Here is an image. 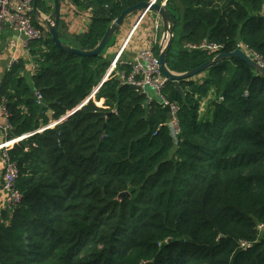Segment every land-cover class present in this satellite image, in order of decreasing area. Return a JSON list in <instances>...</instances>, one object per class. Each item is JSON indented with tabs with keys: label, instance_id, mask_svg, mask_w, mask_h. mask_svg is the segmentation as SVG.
Segmentation results:
<instances>
[{
	"label": "trees",
	"instance_id": "trees-1",
	"mask_svg": "<svg viewBox=\"0 0 264 264\" xmlns=\"http://www.w3.org/2000/svg\"><path fill=\"white\" fill-rule=\"evenodd\" d=\"M147 1L91 0L86 32L65 38L59 23L58 37L92 50L123 10ZM166 7L171 72L213 58L185 48L204 41L221 53L241 43L264 59V0ZM27 49L33 70L17 61L0 81L7 139L47 126L48 111L53 121L68 117L8 152L20 201L0 208V264H264V76L232 59L210 67L200 84L181 81L182 93L167 82L163 96L179 107L174 140L158 101L118 77L102 82L104 52L70 55L48 34Z\"/></svg>",
	"mask_w": 264,
	"mask_h": 264
},
{
	"label": "built area",
	"instance_id": "built-area-1",
	"mask_svg": "<svg viewBox=\"0 0 264 264\" xmlns=\"http://www.w3.org/2000/svg\"><path fill=\"white\" fill-rule=\"evenodd\" d=\"M147 2L149 4L158 3L164 7L167 6V0H148ZM32 12L33 0H0V35L4 28H9L11 31L19 36H22L25 39L26 47L29 41L40 40L44 38L45 34L40 29L36 28L33 24L31 18ZM139 13L140 17L137 23H139L148 13L152 12H150L149 10H145ZM161 35L162 25L160 18L156 15L151 46L146 49L139 50L129 64H123L117 57L115 62L111 64L109 69L112 70L111 72H113V75L111 74V78L114 76L118 77V80L122 85L137 88L139 89L138 91L140 93L146 94L147 100L149 102L156 99L163 109H169L167 127L172 138L176 140L180 134L178 120L179 107L177 104L169 102L163 96V89L165 88V85L168 81L160 71L158 54L155 52V48L160 46ZM185 48L189 51H206L209 54H212L213 57L221 53V46L208 43L206 41L200 43L199 45H186ZM236 49L242 51L253 62L264 68V59L257 53L250 50L247 46L239 43L237 44ZM14 63L16 62H11V64H9L8 66V69ZM122 65H127L129 67L130 71L127 75L117 72V68L121 67ZM111 72H108V74ZM148 94L152 95L153 97H150ZM34 95L36 101L40 103L42 100L41 95L36 91ZM245 96H247V94H245ZM1 114L3 117V124L2 126H0V131L3 136V142L0 144V159L2 163V183L0 192L4 194L5 200L3 203H0V208H2L4 205L7 207L13 206L20 201V194L16 190L18 169L16 164L10 159L8 152L16 143H19L25 138L36 133H41L46 129L53 128L68 116L67 114L66 116L60 118L58 121L49 122L47 126L41 127L33 133L23 135L16 139L8 140L7 136L8 132L10 131V125L7 120V112L3 105H1ZM259 229H262V226H259ZM241 246L244 247L245 244L243 243L241 244Z\"/></svg>",
	"mask_w": 264,
	"mask_h": 264
},
{
	"label": "crops",
	"instance_id": "crops-1",
	"mask_svg": "<svg viewBox=\"0 0 264 264\" xmlns=\"http://www.w3.org/2000/svg\"><path fill=\"white\" fill-rule=\"evenodd\" d=\"M90 2L91 0H59V23L63 26L62 34L65 38L69 36H78L86 32L92 19ZM53 15V0H33V12L31 13L33 24L36 28L40 29L45 36L48 34L45 23L51 21ZM139 17V12L130 15L119 31L112 37L109 45L103 53V58L105 61L109 62V67L115 62L117 57L123 64H129L139 50L151 46L156 15L148 13L139 23H137ZM17 61L28 63L26 66L27 70H33V67L31 68V56L26 47L25 39L11 31L9 28H4L0 35V81L2 80L4 73L8 70L9 64ZM109 67L102 82L110 79L113 75V72H111L112 70H110ZM108 72L111 73L108 74ZM205 78L206 73H203L193 78V81L200 84ZM98 88L99 86L95 89L92 95H90L89 99L94 96V93ZM209 96L207 99L210 98ZM208 112V107L205 106V101H203L201 103V114L210 117V113L208 114ZM2 124L3 117L0 105V126H2ZM2 142L3 136L0 131V144ZM0 172L2 176L1 159ZM3 196L4 194L0 192V203H3L5 200Z\"/></svg>",
	"mask_w": 264,
	"mask_h": 264
},
{
	"label": "water",
	"instance_id": "water-1",
	"mask_svg": "<svg viewBox=\"0 0 264 264\" xmlns=\"http://www.w3.org/2000/svg\"><path fill=\"white\" fill-rule=\"evenodd\" d=\"M54 2V15L51 21L46 22V29L47 33L53 42L54 46L67 54L75 55L79 57H95L100 56L105 51L109 42L111 41L112 37L119 31L125 20L130 16L138 12H143L145 10H149L150 12L156 14L161 21L162 25V35L160 46L158 47V60L160 64V71L163 76L167 79L168 82H172L179 93L181 92L179 83L181 81H189L193 80V78L197 77L205 73L210 67L216 65L223 61H228L232 59H237L244 62L249 68L253 71L258 73L259 75L264 76V68L257 65L253 62L246 54L242 51L236 49L233 52H223L219 53L218 55L214 56L204 64L200 65L199 67L192 69L188 72L177 74L171 72L166 64V57L167 54L172 46L174 41V34L172 32L173 21L170 16V12L167 7L161 6L158 3L149 4L148 2H140L134 6L128 7L122 11V13L111 23V25L107 28L105 34L97 44V46L89 51L78 50L72 47H69L64 42H62L58 37V23H59V0H53ZM139 90L137 88H134ZM165 112L168 114L169 109L165 108ZM73 113V112H72ZM52 111H48L47 117L49 122H52ZM71 115V114H70ZM68 117V116H67ZM66 117V118H67ZM64 118V119H66ZM128 195L127 192L121 193L118 196V200H120L123 196Z\"/></svg>",
	"mask_w": 264,
	"mask_h": 264
},
{
	"label": "rangeland",
	"instance_id": "rangeland-1",
	"mask_svg": "<svg viewBox=\"0 0 264 264\" xmlns=\"http://www.w3.org/2000/svg\"><path fill=\"white\" fill-rule=\"evenodd\" d=\"M152 96V95H151ZM153 97V96H152ZM154 100H156V99H154ZM157 101V100H156ZM1 182H2V176H1V172H0V184H1ZM4 198H5V196H3Z\"/></svg>",
	"mask_w": 264,
	"mask_h": 264
}]
</instances>
